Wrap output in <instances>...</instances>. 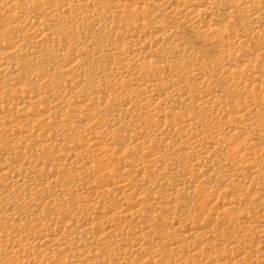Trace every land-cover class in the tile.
<instances>
[{
  "label": "bare ground",
  "instance_id": "obj_1",
  "mask_svg": "<svg viewBox=\"0 0 264 264\" xmlns=\"http://www.w3.org/2000/svg\"><path fill=\"white\" fill-rule=\"evenodd\" d=\"M0 264H264V0H0Z\"/></svg>",
  "mask_w": 264,
  "mask_h": 264
}]
</instances>
